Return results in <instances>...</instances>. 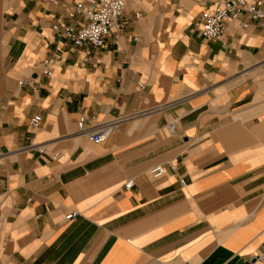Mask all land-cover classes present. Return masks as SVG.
<instances>
[{"label":"crops","instance_id":"crops-1","mask_svg":"<svg viewBox=\"0 0 264 264\" xmlns=\"http://www.w3.org/2000/svg\"><path fill=\"white\" fill-rule=\"evenodd\" d=\"M86 1L0 0V264H264V27L125 0L119 40L78 48L53 26ZM81 117L121 124L95 145Z\"/></svg>","mask_w":264,"mask_h":264},{"label":"built area","instance_id":"built-area-1","mask_svg":"<svg viewBox=\"0 0 264 264\" xmlns=\"http://www.w3.org/2000/svg\"><path fill=\"white\" fill-rule=\"evenodd\" d=\"M54 3L58 0H46ZM76 10L82 16V22L78 25H61L53 26L56 33L61 34L69 40L75 47H92L103 48L106 39L115 34L117 40L120 38L121 32L125 28V23L122 21L126 10L125 0H87L76 4ZM243 16H248L264 27V0H227L221 5L215 7L213 11H206L201 14V34L207 40H221L227 29L229 21L239 22V27L246 29L248 24L241 21ZM140 16L137 15V18ZM55 60L48 58L43 61L42 75L51 78L54 74ZM264 68V61L260 64ZM142 87V85H140ZM41 117H34L30 124L33 129L39 127ZM121 124V120L102 122L93 126L88 125L85 117H81L78 122V133L86 136L93 144L101 145L105 143L114 129ZM29 149H39L41 152L45 151L43 145H38L33 139H29ZM59 160V157H54ZM171 170L177 173V168L171 166ZM166 174V169L162 166H157L151 170L153 178L157 179ZM181 183L185 181L181 179ZM133 182L126 184L125 188L130 189ZM77 213H71L67 216L68 220L74 219ZM264 261V259H262Z\"/></svg>","mask_w":264,"mask_h":264}]
</instances>
